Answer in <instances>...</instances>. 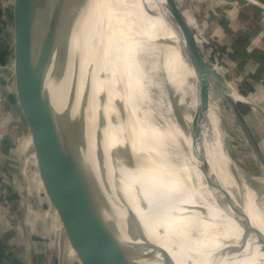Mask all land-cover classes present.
Returning a JSON list of instances; mask_svg holds the SVG:
<instances>
[{
    "label": "bare ground",
    "instance_id": "1",
    "mask_svg": "<svg viewBox=\"0 0 264 264\" xmlns=\"http://www.w3.org/2000/svg\"><path fill=\"white\" fill-rule=\"evenodd\" d=\"M82 3L69 68L76 113L82 111L88 128L92 122L107 126L111 174L151 240L169 251L182 248L184 258L178 259L184 264H205L226 247L239 254L220 264H264V181L257 187L231 172L220 106L211 100L202 105L203 73L180 31L172 49L170 12L158 0ZM233 93V102L244 99ZM111 212L126 222L114 208Z\"/></svg>",
    "mask_w": 264,
    "mask_h": 264
},
{
    "label": "water",
    "instance_id": "2",
    "mask_svg": "<svg viewBox=\"0 0 264 264\" xmlns=\"http://www.w3.org/2000/svg\"><path fill=\"white\" fill-rule=\"evenodd\" d=\"M82 1L16 0L17 38L22 27L28 24L33 25L37 33L38 71L30 73L28 61L32 52L18 40L15 74L17 98L35 143L39 171L51 201L65 222L67 235L85 264H132L134 257L147 263L176 264L149 237L121 182L110 173L101 144L97 139L93 144L85 116L81 110L76 113L72 85L69 88V68ZM166 1L186 32L187 51L203 73L200 76L220 83L195 48L183 12L172 0ZM84 99L88 103V97ZM202 101V105L207 106L209 101L205 94ZM229 101L240 117L236 102ZM192 126V136L197 139L199 127ZM247 133L255 146L253 135L248 130ZM209 171L205 159L204 172L209 175ZM111 204L126 219L131 241L122 234L117 235L115 225L108 220L107 214L113 210ZM236 254H239L236 250L226 247L212 254L205 264H220Z\"/></svg>",
    "mask_w": 264,
    "mask_h": 264
},
{
    "label": "rangeland",
    "instance_id": "3",
    "mask_svg": "<svg viewBox=\"0 0 264 264\" xmlns=\"http://www.w3.org/2000/svg\"><path fill=\"white\" fill-rule=\"evenodd\" d=\"M158 1L163 9L170 12L166 0ZM172 1L181 12H183L191 28L190 32L195 48L205 60L211 71L220 80L221 84L216 83L209 77L203 76L200 78L199 85L200 89L202 88L201 92L205 91L202 94H205L208 101L211 100L212 102H218L220 106L223 146L226 154L230 158L231 172L246 178L248 181L259 187L264 181V74L260 73L261 68H264V63L260 60L261 56L264 55V49L261 46V40L258 39L254 41V44L257 47L254 46L251 48L246 45L243 46V51H237V48L234 45L240 39L239 37L242 34H245V32L240 30V27H229L231 22L229 12H231L230 9L232 8L229 3L235 0ZM249 1L250 2H247L246 0H238L241 4L242 2H246L244 4L255 5L253 0ZM15 5L16 0H13L12 4H9L8 0H0V53H2L0 54V61H3V58L7 55H11V62L10 64L8 62L6 65L10 68L12 66L11 72L13 73V86L11 87V92L15 93L17 96L15 74L16 43L19 40L23 46L28 47L29 51L32 52L31 59L29 58L28 61L30 73L38 71V64H36V61L39 59V54L37 51V33L33 25L28 24L27 27L23 26L19 32V37L17 38L18 34L16 32V27L18 19L16 18ZM231 14H233V12H231ZM170 15L171 16L169 17L172 26L169 30V41L171 47L175 51V35L180 31L187 51L186 32H183L179 26V21L176 16L171 12ZM224 20L228 23L225 30L220 28L221 26L224 27L222 24ZM242 53L249 59H246L245 62L241 64L240 61L243 60V57H241ZM250 59H253L254 61L248 64ZM234 90L244 97V99L235 98L234 100L239 109L240 117L232 111L229 101L232 98L230 95L236 97L233 93ZM154 95L156 101H160L159 103L164 107L165 101L161 91L156 90ZM16 96H14V100H8V102L4 103V106L10 105L9 107L11 111L9 109V114H12L11 117L13 118L11 122H15V114L22 111L17 103L18 101H16ZM193 99L195 98L193 97ZM14 111L16 112L15 114ZM2 115L5 116L4 114ZM1 117L2 116H0V119ZM245 123L248 125H245ZM11 128V134L13 137L22 138L26 136V138H29L30 134L27 131L28 128L26 124L21 125L12 123ZM246 130L253 135L256 142L255 146L249 140ZM29 144V146H31L28 148L30 156L32 153H36V148L33 139H31ZM135 156L140 157L134 152V157ZM11 166L12 169L16 168L14 163H12ZM26 170L29 171V178L31 180L36 175L37 165L31 160ZM28 185H30V195H28L30 199V211H32L34 215H39L41 211H39L35 203L42 202V207H44V201L48 204L47 196L42 193L40 194V198L36 197L33 192L31 193V188L33 186L32 181H30Z\"/></svg>",
    "mask_w": 264,
    "mask_h": 264
},
{
    "label": "crops",
    "instance_id": "4",
    "mask_svg": "<svg viewBox=\"0 0 264 264\" xmlns=\"http://www.w3.org/2000/svg\"><path fill=\"white\" fill-rule=\"evenodd\" d=\"M12 1L8 0L9 4H12ZM246 1L250 2L249 0ZM254 2L255 5L244 4L246 2H242L241 4L238 0L230 2L229 4L232 7L230 10L233 14L229 12L231 16L229 27H240V30L250 33L249 41L246 44L247 46L253 48L255 46L254 41L259 39L264 49V0H254ZM220 28L225 30L227 27L221 26ZM10 58L11 55H7L3 58V61H0V112L5 116L9 113L10 105L4 106V103L8 102V100H14V96H16L15 93L11 92V87L13 86L12 66L10 68L6 65L8 62L10 64ZM250 60L248 64L254 61L253 59ZM46 87L49 89L48 85ZM16 101H18L17 96ZM17 103L19 104V102ZM26 126L30 134L29 138H26V136L20 138L22 139L23 145L29 148L31 147L29 143L33 137L28 123ZM89 130L92 134L93 144L95 145V139L99 143L101 141L100 144L105 155L110 156L111 154L107 150V126L92 122ZM6 146L5 143L0 142V152H4ZM2 155H0V264H85L67 235L63 218L50 199L39 171L37 154L32 153L30 156L28 155L22 158L20 163L25 168L19 170V174L16 177L11 174L7 175L6 185H2V177L8 171H11L12 164H7L8 166L6 167L5 159ZM124 156L125 154L121 150L119 157L123 158ZM31 160L37 165V170L34 178L30 180V173L26 168ZM11 162L13 161L11 160ZM108 165L110 164L108 163ZM109 170L111 173L112 169L109 168ZM30 181L33 183L31 193L33 192L38 198H40V194L42 193L47 196L48 204L45 201L43 203V205L45 204V208L42 207V202L35 203L39 211H41L39 215H34L30 211V199L28 196L30 195V185H28ZM112 207L126 221L113 205ZM107 218L115 225L117 235L120 236L122 234L124 238L131 241L126 222L114 216L110 211L107 214ZM153 242L159 245L176 264H184L183 261L178 259V257L184 258L183 253H179V251H182V248L174 250L173 246H171L169 251L161 244L155 241ZM131 261L132 264H153L152 262L147 263L136 257L132 258Z\"/></svg>",
    "mask_w": 264,
    "mask_h": 264
},
{
    "label": "built area",
    "instance_id": "5",
    "mask_svg": "<svg viewBox=\"0 0 264 264\" xmlns=\"http://www.w3.org/2000/svg\"><path fill=\"white\" fill-rule=\"evenodd\" d=\"M16 112L14 111V114ZM12 114H6V116L3 117V115L0 112V142L1 143H5L6 149L4 152H0V155L3 156V158L5 159V163H6V167L8 166L7 164H12L14 162V164L16 165L15 169H10L11 171H8L7 174H4L2 177V185H6L5 183L7 182V175L11 174L12 176L16 177V174H19V170L24 169L25 166H22V164L20 163V168H19V162H21L22 158L27 157L30 153L29 150L27 148V146L23 145L22 139H20V137H13L11 134V126L12 123L13 124H23V125H27V121L26 118L23 114V112H19L17 114H15L14 119L15 122H11L12 121ZM19 122V123H17ZM18 141V142H16ZM13 161L10 163V161Z\"/></svg>",
    "mask_w": 264,
    "mask_h": 264
},
{
    "label": "trees",
    "instance_id": "6",
    "mask_svg": "<svg viewBox=\"0 0 264 264\" xmlns=\"http://www.w3.org/2000/svg\"><path fill=\"white\" fill-rule=\"evenodd\" d=\"M222 24L224 25V27H227L228 23L226 20H224V22H222ZM249 35L250 33H246L242 34L239 38V40L235 43V47L237 48V51H243V46H246V44L248 43V39H249ZM241 57H243V60L240 61V63L242 64L243 62H245L246 59H249L247 56H245V54H241ZM245 57V58H244ZM261 62L264 63V55L261 56ZM261 74H264V68H261L260 70Z\"/></svg>",
    "mask_w": 264,
    "mask_h": 264
}]
</instances>
